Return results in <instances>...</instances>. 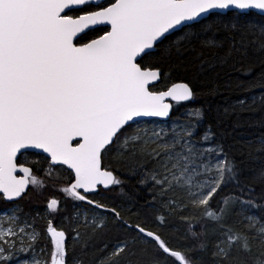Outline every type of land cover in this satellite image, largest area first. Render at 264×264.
<instances>
[{"label":"snow or ice","instance_id":"6c2138e0","mask_svg":"<svg viewBox=\"0 0 264 264\" xmlns=\"http://www.w3.org/2000/svg\"><path fill=\"white\" fill-rule=\"evenodd\" d=\"M0 264H264V0H0Z\"/></svg>","mask_w":264,"mask_h":264},{"label":"trees","instance_id":"16d2710c","mask_svg":"<svg viewBox=\"0 0 264 264\" xmlns=\"http://www.w3.org/2000/svg\"><path fill=\"white\" fill-rule=\"evenodd\" d=\"M257 93L260 91L259 89L256 90ZM223 94L219 95V96H215V97H208V103L206 104L204 99L201 98L199 100H197L196 106H200L201 104H204L205 107H207L209 104L211 105V107L213 109H216L217 107H223V106H227L228 104L233 103L235 100L239 99L241 96H251L252 93H245V92H241V91H237V92H232V91H228V90H223L222 89ZM185 109L182 106H177L174 109V113L175 112H183ZM248 115V114H246ZM257 116L259 114H256ZM231 123V121H226L224 127H228V124ZM221 131H223V128L221 129ZM258 134L256 129H246V128H241L238 130L237 134H236V140L238 142H242L245 141L249 138L251 139H255V135ZM25 209L27 210L29 207L32 208H36L37 205L34 203L32 205H28L27 203L24 204ZM42 207V206H41ZM39 226L42 228L44 226V221H39Z\"/></svg>","mask_w":264,"mask_h":264}]
</instances>
